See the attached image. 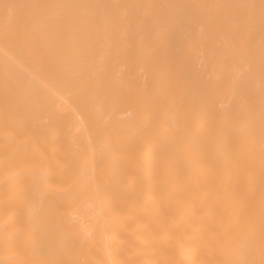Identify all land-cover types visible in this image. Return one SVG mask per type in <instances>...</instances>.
<instances>
[{
	"label": "bare ground",
	"instance_id": "6f19581e",
	"mask_svg": "<svg viewBox=\"0 0 264 264\" xmlns=\"http://www.w3.org/2000/svg\"><path fill=\"white\" fill-rule=\"evenodd\" d=\"M0 264H264V0H0Z\"/></svg>",
	"mask_w": 264,
	"mask_h": 264
}]
</instances>
